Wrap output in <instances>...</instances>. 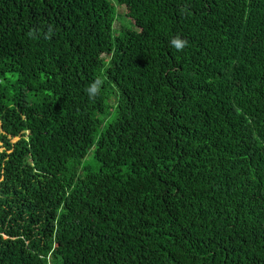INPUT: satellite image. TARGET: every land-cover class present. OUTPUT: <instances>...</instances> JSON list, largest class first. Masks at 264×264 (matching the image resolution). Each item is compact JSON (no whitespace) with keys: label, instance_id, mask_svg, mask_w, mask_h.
Listing matches in <instances>:
<instances>
[{"label":"trees","instance_id":"1","mask_svg":"<svg viewBox=\"0 0 264 264\" xmlns=\"http://www.w3.org/2000/svg\"><path fill=\"white\" fill-rule=\"evenodd\" d=\"M0 264H264V0H0Z\"/></svg>","mask_w":264,"mask_h":264},{"label":"clouds","instance_id":"2","mask_svg":"<svg viewBox=\"0 0 264 264\" xmlns=\"http://www.w3.org/2000/svg\"><path fill=\"white\" fill-rule=\"evenodd\" d=\"M171 44L173 47H175L177 50H183L184 47L187 45V41L180 38V37H174L171 40ZM103 84V81L97 78L96 81H94L90 87L87 89V92L90 97H95L99 94L100 87Z\"/></svg>","mask_w":264,"mask_h":264},{"label":"rangeland","instance_id":"3","mask_svg":"<svg viewBox=\"0 0 264 264\" xmlns=\"http://www.w3.org/2000/svg\"><path fill=\"white\" fill-rule=\"evenodd\" d=\"M118 25H119V23H118ZM126 25H128V24H126ZM128 26H130V25H128Z\"/></svg>","mask_w":264,"mask_h":264}]
</instances>
